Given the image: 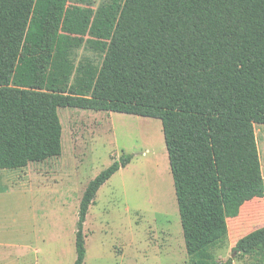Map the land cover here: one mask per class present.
<instances>
[{"label":"trees","instance_id":"16d2710c","mask_svg":"<svg viewBox=\"0 0 264 264\" xmlns=\"http://www.w3.org/2000/svg\"><path fill=\"white\" fill-rule=\"evenodd\" d=\"M81 1L0 0V170L62 154L60 108L159 119L186 252L199 257L227 235V206L264 193V0ZM81 48L102 63H76ZM132 158L88 183L74 264L97 192ZM261 245L264 226L233 251Z\"/></svg>","mask_w":264,"mask_h":264},{"label":"rangeland","instance_id":"374dc122","mask_svg":"<svg viewBox=\"0 0 264 264\" xmlns=\"http://www.w3.org/2000/svg\"><path fill=\"white\" fill-rule=\"evenodd\" d=\"M98 9L109 0H90ZM71 3L86 6L81 0ZM76 63L103 56L81 48ZM63 152L0 170V264H74L88 183L123 154L132 161L97 192L84 224V264H214L264 226V193L227 206V235L188 257L162 122L118 112L60 108ZM264 176V124L255 125Z\"/></svg>","mask_w":264,"mask_h":264},{"label":"crops","instance_id":"0c3cea01","mask_svg":"<svg viewBox=\"0 0 264 264\" xmlns=\"http://www.w3.org/2000/svg\"><path fill=\"white\" fill-rule=\"evenodd\" d=\"M6 170H15V169H6ZM233 259H234L233 264H264V246L263 245L258 246L257 248H255L254 250L248 253H241L237 255L236 258Z\"/></svg>","mask_w":264,"mask_h":264}]
</instances>
